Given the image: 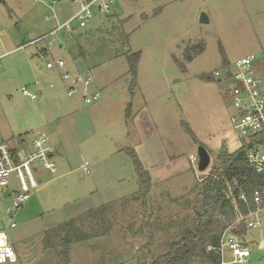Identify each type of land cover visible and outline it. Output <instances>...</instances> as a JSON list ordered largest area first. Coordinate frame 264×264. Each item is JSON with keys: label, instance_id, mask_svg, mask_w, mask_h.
Masks as SVG:
<instances>
[{"label": "rangeland", "instance_id": "obj_1", "mask_svg": "<svg viewBox=\"0 0 264 264\" xmlns=\"http://www.w3.org/2000/svg\"><path fill=\"white\" fill-rule=\"evenodd\" d=\"M53 1L0 0V142H29L43 132L56 164L53 173L39 172V189L15 213L9 235L17 261L0 264H138L140 251L150 263L197 223L196 181L213 157L223 146L232 152L244 145L230 122L225 82L211 75L251 54L264 73V0H113L85 27L73 20L28 44L78 8L74 0ZM48 44L69 71L92 73L98 100L67 96L64 68H46L51 56L37 54ZM200 145L210 154L204 173L190 162ZM128 147L150 174L146 206ZM256 220L238 234L247 260L233 262L225 248L226 264H264V204Z\"/></svg>", "mask_w": 264, "mask_h": 264}, {"label": "built area", "instance_id": "obj_2", "mask_svg": "<svg viewBox=\"0 0 264 264\" xmlns=\"http://www.w3.org/2000/svg\"><path fill=\"white\" fill-rule=\"evenodd\" d=\"M74 1L78 2V8L66 21L28 44L44 41L62 28L68 29L69 23L73 20L78 21L79 27H85L87 22L95 16L94 10L105 14L109 11L113 0ZM58 49L62 51L64 48L59 46ZM50 50L51 44H48L41 47L37 54L47 58L51 56ZM258 63L262 67V62L258 61L257 56L253 54L239 57L233 63L232 69H227L225 73L222 70H215L211 77L220 78L219 82L221 80L225 82L226 94L233 107L230 122L238 136L245 139L244 145L248 146L247 161L254 166L257 173L264 174V73ZM45 66L48 69L52 67L64 68L61 79L65 83L68 97L79 94L87 105L98 100L100 93L91 87L94 81L91 72L85 75L75 74L68 70L62 57L53 55L46 61ZM51 86L53 85L51 84ZM21 91L32 99L37 97V93L34 91L31 92L26 88H21ZM54 153L55 149L51 147L49 139L44 133L34 135L29 142H26L23 137L15 142H0V263L17 261V255L9 235V230L17 227L13 218L16 211L24 206L29 195L39 189V172L41 170L51 173L56 171ZM194 161H198V158L190 155V162ZM84 166L87 167V162L84 163ZM198 179L201 180L202 177ZM9 185L12 186V189L5 193L4 191L10 187ZM238 199H244V195L238 196ZM252 199L259 207L246 214H239L237 219L222 232L219 246H207L208 251L215 250L220 254L221 264L228 263L224 262L222 256L225 248L234 256L233 262L244 263L249 257L247 245L231 227L243 222L247 228L258 226L259 223L256 219L262 204H264V188L255 189ZM253 215L256 219L249 220ZM4 217L8 218L4 219Z\"/></svg>", "mask_w": 264, "mask_h": 264}, {"label": "trees", "instance_id": "obj_3", "mask_svg": "<svg viewBox=\"0 0 264 264\" xmlns=\"http://www.w3.org/2000/svg\"><path fill=\"white\" fill-rule=\"evenodd\" d=\"M201 50L202 48H199L197 52L200 53ZM139 55V52L134 53L135 61ZM185 58L191 60L192 55L187 53ZM129 61L131 70L135 73L134 60L129 58ZM180 66L182 68V65ZM126 108V115L130 116L129 103ZM187 131L195 139L189 127ZM247 148V145H243L230 152L226 147H222L213 157L210 170L201 180L196 181L198 189L193 199L192 211L197 223L192 229L185 230L180 237L170 241L168 250L150 263L140 251L137 254L138 264H188L192 261H198L200 264H221L220 254L215 250L208 251L207 246H219L222 232L237 219L239 214H246L259 207L253 201L252 193L255 189L264 188V174L257 173L254 166L247 161ZM126 153L134 164L139 187L138 199L146 206V199L152 188L149 171L141 164L133 148L128 147ZM242 194L244 199H238ZM71 221V219L67 220L68 223ZM233 231L241 235L245 231L244 222L238 224ZM147 236L150 241L145 248L148 249L152 245V239L150 233ZM76 239H79V236Z\"/></svg>", "mask_w": 264, "mask_h": 264}, {"label": "water", "instance_id": "obj_4", "mask_svg": "<svg viewBox=\"0 0 264 264\" xmlns=\"http://www.w3.org/2000/svg\"><path fill=\"white\" fill-rule=\"evenodd\" d=\"M200 21H207V17L205 13H201ZM197 158H198L197 170L201 173H204V171H207V169L211 165L209 151L205 147L200 145L197 151Z\"/></svg>", "mask_w": 264, "mask_h": 264}, {"label": "crops", "instance_id": "obj_5", "mask_svg": "<svg viewBox=\"0 0 264 264\" xmlns=\"http://www.w3.org/2000/svg\"><path fill=\"white\" fill-rule=\"evenodd\" d=\"M41 133H43V132H41ZM151 190H152V188H151ZM149 196H150V194H148V197H147V199H146L147 201L150 199ZM170 196L172 197L173 195L171 194ZM105 234H106V233H105ZM105 234H104V232H103V233H101L100 235H101V237H104Z\"/></svg>", "mask_w": 264, "mask_h": 264}]
</instances>
